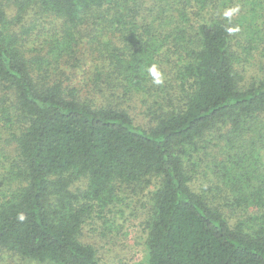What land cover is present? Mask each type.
Here are the masks:
<instances>
[{"label":"trees","instance_id":"trees-1","mask_svg":"<svg viewBox=\"0 0 264 264\" xmlns=\"http://www.w3.org/2000/svg\"><path fill=\"white\" fill-rule=\"evenodd\" d=\"M234 2L0 0V264H102L123 214L146 264H264V67L242 83Z\"/></svg>","mask_w":264,"mask_h":264},{"label":"rangeland","instance_id":"rangeland-1","mask_svg":"<svg viewBox=\"0 0 264 264\" xmlns=\"http://www.w3.org/2000/svg\"><path fill=\"white\" fill-rule=\"evenodd\" d=\"M264 1V0H263ZM259 2L261 0H235L233 8L228 12L231 16L230 22L232 19L234 20L231 24L234 31V39L242 40L243 43L250 46L248 50H242L241 57H244V60L239 59L238 63L242 66L241 69V79L242 83L249 82V80L257 75L263 74L264 67V16L263 11L264 7L260 5ZM180 3H172L167 5H173L172 10H176L174 5H179ZM183 10H185L188 14L192 12L186 8L188 7L186 4H182L180 6ZM32 13L27 15V18L31 17ZM193 14H191L192 16ZM255 25V27L252 26ZM51 28V26H49ZM245 32L252 36L251 40L245 37ZM249 40V41H248ZM79 53V52H78ZM172 62L170 63V66ZM82 67L87 68L86 64H83ZM76 82H79L80 75L77 74L76 78H73ZM149 103L151 104V97L149 98ZM131 112H134L140 121H143L145 105H140L138 102H132ZM204 162L200 164L197 168L198 171H204L207 168L206 172H198L196 177L204 180L203 186L209 185V181L216 182L217 177L214 175L215 169L210 155H204ZM208 163V164H207ZM190 165V164H189ZM191 167V166H190ZM215 180V181H214ZM210 201L215 204L217 203L216 197H213L212 194H209ZM241 217V216H240ZM122 221L118 223L115 227V235L114 239L107 242L105 246L104 253L108 258H103V252L101 251L102 264H146L145 252L141 251L142 247L139 244L138 236L132 227L129 226L128 220L125 215H121L119 217ZM239 218V217H238ZM137 226V224H136ZM92 224H86L84 230L83 238L90 241V238L94 240V236H92ZM98 246L100 245V241H98ZM14 264H19L18 261L14 262Z\"/></svg>","mask_w":264,"mask_h":264},{"label":"clouds","instance_id":"clouds-1","mask_svg":"<svg viewBox=\"0 0 264 264\" xmlns=\"http://www.w3.org/2000/svg\"><path fill=\"white\" fill-rule=\"evenodd\" d=\"M226 15H230V14L226 13ZM148 71H149L150 75H152V77L154 78L156 83H160L161 82L160 73H159V70H158L156 65L150 66ZM18 218L21 221H23L25 219V215L23 213H20Z\"/></svg>","mask_w":264,"mask_h":264}]
</instances>
